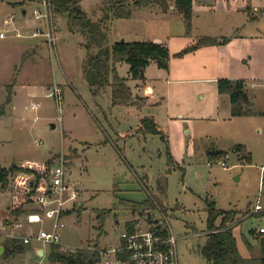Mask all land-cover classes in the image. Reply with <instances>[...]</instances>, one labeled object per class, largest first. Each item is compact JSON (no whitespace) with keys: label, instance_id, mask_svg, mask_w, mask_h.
<instances>
[{"label":"rangeland","instance_id":"374dc122","mask_svg":"<svg viewBox=\"0 0 264 264\" xmlns=\"http://www.w3.org/2000/svg\"><path fill=\"white\" fill-rule=\"evenodd\" d=\"M77 1L92 27H71L67 16L57 15L52 53L44 39L30 37L42 24L34 18L36 9L43 11L41 0H0V34L6 33L0 38V109L12 90V103L0 117V163L31 170L13 174L7 191L0 188V264H61L49 257L52 246L25 245L22 237L51 225L25 183L49 181L63 162L70 191L78 194L64 213L66 247L112 248L133 219L169 222L180 238L181 264H207L200 250L209 234L208 204L215 203L218 210L241 212L234 226L241 254L263 259L264 235L258 231L264 217L254 214L258 202L264 209V20L249 36V29L237 30L242 15L221 9L246 11L252 4L259 18L264 0H210L206 13L199 11L202 0H195L190 30L177 9L166 14L135 0ZM120 5L134 15L115 18L113 8ZM239 35L249 41L229 46ZM202 38L229 42L176 57ZM122 41L166 45L169 70L152 62L145 79L133 78L130 65L114 64L113 46ZM97 60L101 68L95 70ZM192 66L197 73L189 72ZM86 70L100 75L90 83ZM215 77L247 79L254 114L232 117L230 98H221ZM145 117L155 118L168 143L140 127ZM244 142L251 164L233 152ZM219 151L229 154L222 159L226 167L211 159ZM30 194V212L10 216L13 199ZM148 199L152 205L143 204ZM31 214H40L42 222L31 224ZM9 244L22 251L8 253Z\"/></svg>","mask_w":264,"mask_h":264},{"label":"trees","instance_id":"16d2710c","mask_svg":"<svg viewBox=\"0 0 264 264\" xmlns=\"http://www.w3.org/2000/svg\"><path fill=\"white\" fill-rule=\"evenodd\" d=\"M49 3L55 20L57 15H65L68 17L71 27H80L84 29H90L92 27V22L81 6H79L77 0H49ZM193 3L194 0H176L175 5L178 12L183 15L186 20L188 30L192 27L194 12ZM135 5L138 7L157 5L164 13H168L171 9L168 0H135ZM113 11L114 17L117 19H126L133 16V10L124 7V5L114 7ZM228 42L229 38L223 40L202 38L195 44L178 53L176 57L182 59L188 54L195 53L202 48L219 46ZM113 60L115 65L123 62L130 65V72L133 78L145 79V71L152 62H155L161 69L169 70L170 51L166 45L152 41H122L113 46ZM99 61L100 60H97L93 63L95 70L97 66L101 68V62ZM99 75V71H95L94 73L93 71H85V78L90 83L94 82ZM114 77L118 81L121 80L117 76ZM217 85L220 94L229 95L233 117H249L254 114V104L248 95L246 82L244 80L220 79ZM11 103L12 90L9 88L7 101L0 109V117L5 114L6 106ZM140 127H143L144 130L151 133L161 134L164 141L168 143V136L162 129H160L154 117H145L142 119ZM233 152L239 155L241 161L248 164L252 163L251 154L248 152L246 146L238 145ZM227 157L229 158V154L222 151L214 152L211 155V159L215 162H219ZM169 160V171L171 172L175 163L173 162L170 153ZM19 171L29 172L31 170L23 169L18 165L4 168L0 163V188L2 191H7L9 189L11 176ZM163 190L165 191L166 187H163ZM32 197V194H30L24 197L14 198L10 216L14 219H18L29 213L30 211H28L27 207L33 203ZM143 204L152 205L153 199H148ZM240 213L241 212L236 210H218L215 203L208 204L207 230L209 231V234L205 245L200 250L202 257L206 260L207 264H264V258L257 261L252 258H246L241 254L239 243L234 233V226L239 222L238 217ZM254 216L264 217V214L255 213ZM126 229L127 231H132L133 223H127ZM251 233H255V231H251ZM13 244L16 245V242H13ZM10 246L11 245L9 244L6 248L8 253L22 251L16 246L14 247L15 249L11 250ZM49 257L53 261L61 264H95L98 259V254L96 250H78L76 253H63L60 252L58 246H52Z\"/></svg>","mask_w":264,"mask_h":264},{"label":"built area","instance_id":"2783aa9c","mask_svg":"<svg viewBox=\"0 0 264 264\" xmlns=\"http://www.w3.org/2000/svg\"><path fill=\"white\" fill-rule=\"evenodd\" d=\"M43 11L36 9L34 18L41 25L38 26L30 36L31 38L44 39L54 53V47L57 44L56 26L54 15L49 0H41ZM44 22V23H43ZM18 34L16 38H21ZM1 39L6 38V33L0 34ZM228 158V157H227ZM224 167L227 162L219 161ZM66 170L64 162L58 164L51 170L49 181L30 179L25 186L30 192H34V198L42 210L45 220L51 223L49 229H43L37 234L30 233L22 237L25 245L33 243L43 244L45 246H58L60 252L76 253L78 250H96L98 259L95 264H181L179 254L180 238L174 233L172 225L169 222L160 223L158 221H137L133 219L132 231H127L120 237V242L116 247L105 249H76L66 247L61 244V232L66 228L64 223V213L68 211L69 204L78 198L76 191H70L66 182ZM33 183V187L31 184ZM263 207L260 202L256 205V213H262ZM31 224L41 223L40 214H31L28 218ZM142 220V219H139ZM19 224L18 227H23ZM264 235V227L259 231Z\"/></svg>","mask_w":264,"mask_h":264},{"label":"crops","instance_id":"0c3cea01","mask_svg":"<svg viewBox=\"0 0 264 264\" xmlns=\"http://www.w3.org/2000/svg\"><path fill=\"white\" fill-rule=\"evenodd\" d=\"M209 1L210 0H202V2L200 3V6L201 7L199 8V11L204 12V13L209 12V10H210V8H209L210 7ZM193 4H194L193 5V10H194L193 17H194L195 12L197 11L196 4H195V0H194V3ZM247 7L248 8L245 11V6L242 7V8L241 7L236 8L235 6H230V7L227 6V8H222L221 11H222V13H227L226 15H231V13L233 15H235V14L242 15V21H241V24L239 25L240 27L237 26V30H240L241 28L242 29H249L248 31L250 33L249 34V36H250L252 34V32H253L252 28L257 29V27H258L257 25H259L261 23V21L264 20V14H263L264 12L259 15V18H257V12L259 10L256 8V10H255L256 12H254V14H252L251 9H253V5L252 4H247ZM171 9L172 10H176L175 4H174V6H171ZM161 11L162 10L160 9L159 12H161ZM168 13H166V14H168ZM24 15H25V11H24ZM133 15H134V12H133ZM246 37L247 36H245V37L244 36H240V35L238 37L236 36L234 42L232 44H230L229 46H233V44H235V45L238 44V42H239L238 40H240V41L242 40V41H245V42L249 41L248 38H246ZM210 48H217V50H218L219 48H223V46H221V47H216V46H213V47L212 46L211 47H205V48H202V49L198 50L195 53L188 54L187 56H189V55H195L196 56L197 54H201V53L205 52L206 50H208ZM232 51H233V49H232ZM217 54H218V52H217ZM219 66H221V64ZM194 68H197V67L192 66L190 68V71L189 72H191V73H197L198 72L197 70L196 71H193ZM218 79H219V77H215L214 78L215 81H218ZM230 80H239V79H237V78H230ZM240 80H244L245 81L247 79H240ZM245 82H246L247 89L250 90L247 81H245ZM253 86H255V84ZM248 95H249L251 101L253 102L251 95L249 93H248ZM220 96H222L221 98H223V99H224L225 96H228L229 97V95H227V94H220ZM230 113L232 115V106H231ZM234 118H239V117H234ZM244 143L245 144H242V145H244V146L247 147L246 142H244Z\"/></svg>","mask_w":264,"mask_h":264},{"label":"water","instance_id":"95a60500","mask_svg":"<svg viewBox=\"0 0 264 264\" xmlns=\"http://www.w3.org/2000/svg\"><path fill=\"white\" fill-rule=\"evenodd\" d=\"M31 186L33 187V183L31 184Z\"/></svg>","mask_w":264,"mask_h":264}]
</instances>
